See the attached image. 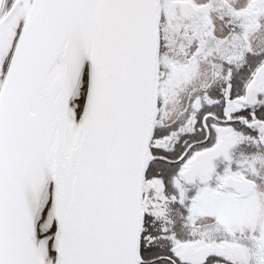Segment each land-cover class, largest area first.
I'll return each instance as SVG.
<instances>
[{
    "label": "snow or ice",
    "instance_id": "1",
    "mask_svg": "<svg viewBox=\"0 0 264 264\" xmlns=\"http://www.w3.org/2000/svg\"><path fill=\"white\" fill-rule=\"evenodd\" d=\"M0 264H264V0H0Z\"/></svg>",
    "mask_w": 264,
    "mask_h": 264
}]
</instances>
